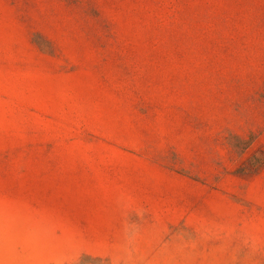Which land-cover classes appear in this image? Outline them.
<instances>
[{
    "label": "rangeland",
    "instance_id": "374dc122",
    "mask_svg": "<svg viewBox=\"0 0 264 264\" xmlns=\"http://www.w3.org/2000/svg\"><path fill=\"white\" fill-rule=\"evenodd\" d=\"M0 264H264V0H0Z\"/></svg>",
    "mask_w": 264,
    "mask_h": 264
}]
</instances>
